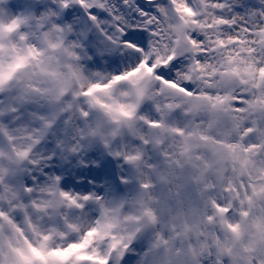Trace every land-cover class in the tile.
<instances>
[{"label": "snow or ice", "instance_id": "obj_1", "mask_svg": "<svg viewBox=\"0 0 264 264\" xmlns=\"http://www.w3.org/2000/svg\"><path fill=\"white\" fill-rule=\"evenodd\" d=\"M0 264H264V0H0Z\"/></svg>", "mask_w": 264, "mask_h": 264}]
</instances>
